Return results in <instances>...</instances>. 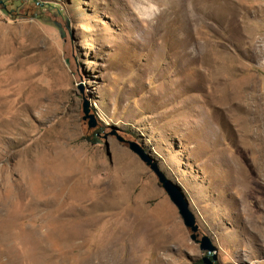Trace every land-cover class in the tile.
Returning a JSON list of instances; mask_svg holds the SVG:
<instances>
[{"label": "rangeland", "instance_id": "1", "mask_svg": "<svg viewBox=\"0 0 264 264\" xmlns=\"http://www.w3.org/2000/svg\"><path fill=\"white\" fill-rule=\"evenodd\" d=\"M129 141L264 264V0H0V264H205Z\"/></svg>", "mask_w": 264, "mask_h": 264}, {"label": "water", "instance_id": "2", "mask_svg": "<svg viewBox=\"0 0 264 264\" xmlns=\"http://www.w3.org/2000/svg\"><path fill=\"white\" fill-rule=\"evenodd\" d=\"M54 25L59 29L61 37L64 36L60 26L57 23ZM83 117L82 119L85 121L89 119L87 122L88 128H93L95 126L94 119L88 114V106L87 103L83 105ZM128 148L132 151L142 162H144L150 170L153 172L158 184L165 192L171 203L176 207L177 212L182 220L183 225L190 231L189 238L191 241L198 243L199 249L201 251L206 252V257L203 259L205 264H212L211 261L207 259V257L211 256L212 260H215V255L213 252L215 251V247L212 245L210 239L207 236H202L198 239V225L196 224L195 217L193 213L190 211L188 202L181 192L180 188L174 184L170 179H168L163 172L160 171L156 163H152L151 160L144 153L143 149L135 142H127Z\"/></svg>", "mask_w": 264, "mask_h": 264}, {"label": "trees", "instance_id": "3", "mask_svg": "<svg viewBox=\"0 0 264 264\" xmlns=\"http://www.w3.org/2000/svg\"><path fill=\"white\" fill-rule=\"evenodd\" d=\"M198 264H202V262H199Z\"/></svg>", "mask_w": 264, "mask_h": 264}, {"label": "bare ground", "instance_id": "4", "mask_svg": "<svg viewBox=\"0 0 264 264\" xmlns=\"http://www.w3.org/2000/svg\"><path fill=\"white\" fill-rule=\"evenodd\" d=\"M93 263H95V261Z\"/></svg>", "mask_w": 264, "mask_h": 264}]
</instances>
